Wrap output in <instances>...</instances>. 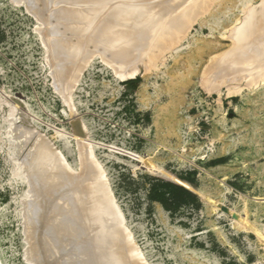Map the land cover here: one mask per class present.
<instances>
[{
	"label": "rangeland",
	"instance_id": "374dc122",
	"mask_svg": "<svg viewBox=\"0 0 264 264\" xmlns=\"http://www.w3.org/2000/svg\"><path fill=\"white\" fill-rule=\"evenodd\" d=\"M263 1L216 0L208 12L195 17L196 19L192 18L190 23L191 20L187 21L190 27L180 32L184 39L180 33L179 37L177 34L174 37L172 34H166L168 38L163 34L164 37L159 40L163 42L165 39L163 45H166L157 52L153 45L145 52L138 53L140 43L134 38L128 44L132 54L130 63L123 66L126 69L132 68H122L124 76H117L120 71L101 53L85 48L86 51H80L77 55L80 59L76 56L75 72L74 75L71 73L66 90L59 91L52 73L55 71L49 63L51 54L43 40L42 30L45 26L37 21L30 10L28 11L26 4L24 6L17 2L16 4L14 0H0V263L33 264L29 263L26 257L27 251L31 249L29 246H41L42 249L43 244H40L41 241L34 243V236L33 240H30L32 243L29 240L27 243L26 229L31 228L29 233L35 234V237L40 233H34V230L37 231L36 227L29 224V215L25 211L29 210L27 208L34 196H38L35 197L38 200L40 194L36 190L44 192L48 181L52 180V185L49 183L51 187L58 186H55V192L60 189L57 193L54 189L51 190L58 198L50 191L51 187L47 190L52 195L47 192H41V195L45 194L50 198L55 196L58 204L55 203L57 205L53 207L56 209L49 206L55 201L54 198L49 201V197L47 200L43 196L48 204L47 210L46 207L43 208L45 204L38 205L42 202L40 200L38 204L37 201L31 204L35 203L34 206L38 208L43 205L41 209L46 211L45 215L50 209L52 213L48 214L49 217H42L43 212L38 213L41 209L32 205L38 210L36 213L42 216L38 217L34 212V217H31L34 220L31 221H35V216L38 221H41L38 218H50L51 221L56 215H62L56 212H61L63 207L68 206L65 204L70 199L68 191L74 189L72 193L79 198L80 203L77 204V198L76 205L72 203L74 208L70 207L75 212L80 208L77 205L83 204L81 211L84 207L83 210L88 214L85 217L90 216L89 221L92 223H89L93 224H90L93 230H89V224H84L89 227L84 230V222L79 223L80 210L77 211L78 215L71 213L73 218L79 217V221L74 218L78 227L73 220H69L71 217L68 219L65 216V210H62L63 215L74 223L69 224L68 220H65V224L69 226L67 229L60 228L65 226L64 220L61 223L64 219L63 216L60 218L61 215L58 216L61 221L58 217L52 220L55 222L52 227V221L48 224L44 222L47 220L43 219L41 224H48L49 229L55 227L56 223L57 228L61 225L59 228L67 236L61 234L65 238L62 239L59 228L55 229L57 232L53 228V233L46 230L50 234H47L48 237L42 235L50 239L53 237L54 240H47L50 245L44 244V248L48 245V248L52 247V253L49 251L50 254H47L53 255L55 260L59 253L62 255L56 263L49 257L52 264H78L81 260L84 262L83 258H88L89 262L85 260L88 264L92 260L90 255L94 260L92 263L96 261L100 264V260L102 264H130L134 262L132 256L136 254L137 257L132 245L141 249L140 264H264V71L256 60L252 63L255 66L251 63V67L249 64L245 66L253 60L249 58L250 55H243V52L244 61L241 59L238 62L237 59L241 58L237 48L240 43L233 36L234 30L244 22L245 10L251 6L256 7ZM50 23L54 25L52 21ZM41 28V32H38ZM60 36L62 34L56 35ZM232 49L237 57L230 55ZM56 56H52L53 62H58L59 57ZM246 56L248 58L244 59ZM145 57L148 59L145 60ZM226 59L236 60L239 64L250 61L242 65L244 69L237 64L241 69L237 68L236 72L226 71L229 66H222L221 62ZM224 67L225 70L222 69ZM247 68L246 76L242 71ZM253 70L259 73H254ZM83 71L85 72L82 73ZM249 72L253 74L250 75ZM121 76L123 78H120ZM63 93L64 96L61 95ZM22 104L27 106L29 115L22 111ZM27 120H31L32 126ZM77 121L85 123L91 144L85 141L82 131L81 134L74 131L73 126L80 123ZM30 126H34L35 130ZM8 132H11V135ZM82 137L85 138L83 143ZM85 143L89 146L86 147ZM90 145L93 146V155L92 152L89 153ZM58 151L65 158V165L61 164L62 157ZM29 154H33V157ZM35 154L42 157L43 162H38L39 157L36 160ZM27 156H30L32 162H29ZM88 157L93 158L94 166ZM24 160L28 162L25 163ZM66 164L69 165L68 168L71 165L76 168L73 172L76 174H72L76 175L75 177L67 170ZM20 165L29 170V173L26 171L27 177L16 176L19 173L17 166ZM36 165L41 166L40 168L45 166V169L40 171L47 173H32L36 181L38 175L40 179L43 178L41 181L48 180L47 185L42 182L45 190L40 181L42 190L38 186L34 190V185H38V182L34 180L36 183L33 184V180L29 179L32 170H37L35 173H38ZM60 168H64V172L59 171ZM65 170L68 172L65 173ZM102 170L106 173L108 184L96 175H100ZM59 172L65 173L66 177L70 175L76 178L77 185L71 177L68 180L71 179L75 183L73 188L71 180L65 181L64 185L63 179L61 184L63 174L60 173V176ZM46 174H49L48 178ZM66 177L63 178L66 180ZM26 179L32 181L31 185ZM167 181H177L190 189L192 197H188L186 204L168 208L152 198L153 188ZM66 185L71 188H66ZM61 188L67 191L63 193ZM28 189L34 194L29 195L32 200L25 198ZM108 189L124 218L123 226L133 235L132 242L128 240L129 237L125 238V243L120 241V234H125V229L123 226V229H120L121 224L110 208V196L106 194ZM61 192L59 197L58 193ZM72 193L70 201L76 198ZM28 199L31 200L30 203L26 202ZM64 199L65 203L62 202ZM59 202L64 204L62 208ZM25 205L28 207L25 208ZM89 207L92 209L90 214L87 213ZM52 210L57 211L51 219L50 215L54 213ZM91 213L94 215L91 216ZM82 215H85L83 211ZM86 220L88 218L84 221ZM38 221L34 223L39 224ZM79 226H82L80 228L87 234L91 232V235L83 234ZM58 232L59 234L55 235ZM73 235L74 241L66 248L71 247L74 242L75 247L83 241L85 244L77 246L79 248L72 246L73 254L68 255L64 253L66 248L62 249L64 252L60 250L61 243L65 242L64 247L67 240H73ZM44 237L39 240L43 241ZM56 238H61L64 242L58 239L60 243ZM36 239L35 241H38ZM56 241L59 242L60 249ZM29 243L32 245L28 246ZM122 243L123 246L126 245L124 248L130 245L125 248L128 254L121 248ZM53 248L60 250L57 256L53 253ZM127 255H130L129 258L133 261H129ZM96 262L95 264H98Z\"/></svg>",
	"mask_w": 264,
	"mask_h": 264
},
{
	"label": "bare ground",
	"instance_id": "6f19581e",
	"mask_svg": "<svg viewBox=\"0 0 264 264\" xmlns=\"http://www.w3.org/2000/svg\"><path fill=\"white\" fill-rule=\"evenodd\" d=\"M215 1L216 0H14V2L16 3H19V4H21V5H24L25 6V4L27 5V7H28V11L30 10V12L38 19L37 21H39L40 22V24H42L43 26H45V31H44V29L42 30V28L41 29H38V32H41V30H42V33H43V40H44V43L46 44V47L48 46V51H50V54H51V56H50V58L51 59H49V63H50V66H51V68L55 71V72H52V73H54V75L53 76H55V81H56V85H57V90L59 89V91H63V90H66L65 88H66V86H67V83H68V81H69V77H71V73H73V72H75L74 71V67L76 68V59L78 58V59H80V57H78L77 55L80 53V51H86V49H88V50H90V51H97V53L99 54V53H101L108 61H110L111 63H113L115 66H116V68L120 71V74L118 73L117 74V76L118 75H122V76H124L123 74L124 73H122L121 72V69L122 68H124L123 66L124 65H127L128 63H130V60H131V56H132V54H131V50H130V47H128V44L131 42V41H133L134 40V38L136 39H138L139 40V43H140V46L138 47V53H143V52H145L148 48H151L153 45H154V49H155V52H157V51H159V50H161V47H163V46H165V45H163V43H164V41H165V39H163V42H160V40H159V38L160 37H162L163 36V34L164 35H166V34H170V36H171V34L173 35V37H174V35H178L177 37H179V34L178 33H180V32H182L183 30H185V28H189L190 27V22H192V18H195V17H197V16H199V15H201V14H204V13H206V12H208L209 10H210V8L214 5V3H215ZM16 3V4H17ZM30 4V5H29ZM238 4V3H237ZM29 5V6H28ZM249 6H251V5H249ZM202 16V15H201ZM196 19V18H195ZM50 20V21H49ZM189 20H191V21H189ZM52 21V23H54V25L52 24L51 25V22ZM187 21H189V23H187ZM244 22H243V24L240 26V24H239V26L240 27H237L235 30H234V35L233 36H235L238 40H239V47H237L238 48V52H239V54H241L240 55V57L241 58H239V59H237V58H235V59H237L238 60V62H239V60L241 61V59H242V61H244L243 60V56H242V52H243V55L244 54H248V55H250L251 57H249V58H251L253 61L252 62H249L248 60H246L245 62L247 63V62H249V63H247V64H245V66H247L248 64L250 65V63H251V65H252V63L256 60V61H258L259 62V66H260V68L262 69L263 68V71H264V1L260 4V5H258V6H256V7H248L246 10H245V19L243 20ZM241 22V21H240ZM187 24H189V26L187 25ZM51 25V26H50ZM188 27H187V26ZM48 27V30H46L47 29V27ZM53 26V27H52ZM235 26V25H234ZM51 30H50V29ZM47 31V32H46ZM186 31V30H185ZM41 33V34H42ZM58 34H62V36H60V37H56V35H58ZM181 34V33H180ZM184 34V33H183ZM167 36V35H166ZM184 36H185V34H184ZM164 37V36H163ZM176 37V38H177ZM181 37H183L182 36V34H181ZM167 38H168V36H167ZM166 38V39H167ZM176 38H175V40H176ZM162 39V38H161ZM183 39H184V37H183ZM178 40V39H177ZM179 40H180V38H179ZM232 40V39H231ZM174 41V40H173ZM170 42H171V40H170ZM237 42V41H236ZM235 43V42H234ZM236 45V44H235ZM166 47H168V46H166ZM86 48V49H85ZM236 48V47H235ZM237 48H236V50H237ZM47 49V48H46ZM164 49V48H163ZM167 49V48H166ZM53 50V51H52ZM149 50H151V49H149ZM233 51H231L229 54L230 55H234L235 56V54H233L235 51H234V49H232ZM154 51V50H153ZM152 51V52H153ZM168 51V50H167ZM154 52V53H155ZM229 52V51H228ZM237 52V51H236ZM246 52V53H245ZM249 52V53H248ZM53 53V54H52ZM148 53H149V51H148ZM154 53H152V54H154ZM82 54V53H81ZM80 54V55H81ZM95 54V53H94ZM97 54V55H98ZM150 54V53H149ZM239 54H238V56H239ZM53 55H57L56 57H59V58H57V60H58V62L57 61H54L53 62V60L52 59H54V57H52ZM79 55V56H80ZM136 55V54H135ZM146 55V54H145ZM144 55V56H145ZM148 55V54H147ZM160 55V54H159ZM225 55V54H224ZM227 55V54H226ZM225 55V56H226ZM76 56H77V58H76ZM96 56V55H95ZM101 56V55H100ZM102 56V57H103ZM144 56H143V58H144ZM155 56H156V54H155ZM228 57H229V55H227ZM226 56V57H227ZM233 56V57H234ZM55 57V58H56ZM148 57H149V55H148ZM148 57H147V59H148ZM224 57V56H223ZM222 57V58H223ZM235 57H237V56H235ZM82 58V57H81ZM150 58V57H149ZM222 58H221V60H222ZM245 58H248L247 56L246 57H244V59ZM86 59V58H85ZM88 59V58H87ZM90 59V58H89ZM146 59V57H145V60H147ZM151 59H153V57H151ZM150 59V60H151ZM224 59H225V57H224ZM231 59H233V58H231ZM52 60V61H51ZM56 60V59H55ZM82 60V59H81ZM93 60V59H92ZM144 60V59H143ZM220 60V59H219ZM90 61V60H89ZM244 62V63H245ZM78 63V62H77ZM86 63V62H85ZM133 63H136V62H133ZM242 63V62H241ZM244 63H242V64H239V63H237L236 62V60H232V61H230V59H226V60H224V61H222L221 62V64H222V66L223 65H227V69H226V71L227 70H231V71H236V70H238L237 68H239V70L241 69V67H242V69H244L243 67L244 66H242V65H244ZM255 63V62H254ZM64 64H66L65 66H64ZM81 64V63H80ZM79 64V65H80ZM237 64H239L238 66H237ZM58 65H63L64 67H62V66H58ZM133 65V64H132ZM135 65V64H134ZM137 65V64H136ZM248 65V66H249ZM251 65L249 66V67H251ZM78 66V65H77ZM82 66H84V65H82ZM131 66V65H130ZM129 66V67H130ZM222 66H220V67H222ZM252 66H255V65H252ZM114 67V66H113ZM126 67V66H125ZM59 68H60V70H59ZM78 68V67H77ZM85 68V67H84ZM115 68V67H114ZM131 68L132 67H130V68H128L127 67V69H130L131 70ZM258 68V70H260L259 69V67H257ZM83 69V68H82ZM125 70H127L126 68H124ZM222 69H224L225 70V67L224 68H222ZM245 69H246V67H245ZM256 69V68H255ZM254 69V70H255ZM52 70V71H53ZM84 70V69H83ZM85 70H86V68H85ZM129 70V71H130ZM214 70H215V68H214ZM224 70H222V71H224ZM254 70H253V72H254ZM133 71V70H132ZM226 71H224V72H226ZM245 71H248V68H247V70H244V71H242V72H244L243 74H245V73H247V72H245ZM256 71V70H255ZM263 71H261L260 70V72L262 73ZM85 71H83L82 73H84ZM118 72V71H117ZM124 72V71H123ZM128 72V71H127ZM127 72H125L126 74H127ZM134 73H135V71H133ZM237 72V71H236ZM239 72V71H238ZM241 72V71H240ZM241 72V73H242ZM253 72L252 73H250V75L251 74H253ZM129 73V72H128ZM134 73H131V74H134ZM214 73V72H213ZM220 73V72H219ZM223 73V72H222ZM230 73H232V72H230ZM254 73H259V71H257V72H254ZM116 74V73H115ZM130 74V73H129ZM217 74V73H216ZM235 74H237V73H235ZM73 75H74V73H73ZM83 75V74H82ZM238 75V74H237ZM241 75V74H240ZM246 76L248 75V74H245ZM249 75V76H250ZM81 76V75H80ZM120 77V78H123V77ZM127 76V75H126ZM129 76H131V75H129ZM226 76V75H225ZM236 76V75H235ZM239 76V75H238ZM82 77V76H81ZM255 77V76H254ZM219 78V77H218ZM54 79V78H53ZM217 79V78H216ZM223 79V78H222ZM79 80H80V77H79ZM54 81V82H55ZM214 81H216V80H214ZM78 83H79V81H77ZM77 83V84H78ZM55 84V83H54ZM212 84H214V83H212ZM55 87V86H54ZM215 87V86H214ZM68 88H70V87H68ZM72 89H74V88H72ZM73 91V90H72ZM69 94V93H68ZM61 95H63L64 96V93L63 94H61ZM66 95V94H65ZM67 97V96H66ZM65 97V98H66ZM68 98V97H67ZM69 98H71V97H69ZM71 100H72V98H71ZM71 102V101H70ZM72 102H73V100H72ZM16 105V104H15ZM73 106V105H72ZM16 107V106H15ZM22 111L24 112V114L25 113H27V106H25L24 104H22ZM16 110V109H15ZM74 111H75V109H74ZM73 111V112H74ZM76 112V111H75ZM19 113V112H18ZM17 113V114H18ZM23 114V115H24ZM28 115H29V113H27ZM26 114V115H27ZM18 115H20V114H18ZM26 115H25V119H26ZM28 117V116H27ZM24 119V118H23ZM29 120V119H28ZM27 120V121H28ZM29 122H30V124H31V120L30 121H28V124H29ZM77 122H80V123H78V125L77 126H75V127H77V128H75L74 126H73V128H74V131H79V133L81 134V132L80 131H82L83 132V134L85 135V138L87 139H85L84 137H82V143L83 142H85V141H88L90 144H91V142H90V140H89V135L87 134V127L85 126V123H83L82 121H77ZM77 122H75V123H77ZM29 124V125H30ZM22 125H24V124H22ZM28 125V126H29ZM25 126V125H24ZM31 126H32V124H31ZM30 126V127H31ZM21 127V126H20ZM19 127V128H20ZM19 128H18V130H19ZM23 128V127H22ZM24 128H26L27 129V127H24ZM23 128V129H24ZM31 128H33L34 130H35V128H34V126L33 127H31ZM17 128L15 127V130H16ZM30 128H28V130H29ZM21 130V129H20ZM38 130V129H37ZM36 130V131H37ZM10 131H11V129H10ZM25 131V130H24ZM23 131V132H24ZM39 131V130H38ZM37 131V132H38ZM13 132V131H12ZM37 132H36V134H37ZM9 133V132H8ZM11 133V132H10ZM9 133V135H11ZM16 133H18V132H16ZM20 133V132H19ZM22 133V132H21ZM29 133V132H28ZM42 134V133H41ZM74 134H75V132H74ZM82 134V135H83ZM16 135V134H15ZM22 136V135H21ZM27 136H29V135H27ZM35 136V135H34ZM40 136V135H39ZM44 136H45V134H44ZM75 136H76V134H75ZM30 137V136H29ZM32 137V136H31ZM80 138V137H79ZM85 139V141H83L84 139ZM36 140V139H35ZM48 141V140H47ZM34 142V141H33ZM39 142H41V141H39ZM81 142V141H80ZM24 143V142H23ZM38 143V142H37ZM51 143V142H50ZM87 143V142H86ZM85 143V144H86ZM36 144V143H35ZM41 145H43V143H40ZM39 144V145H40ZM49 144V143H48ZM55 144V143H54ZM41 145H40V149H41ZM50 145V144H49ZM84 145V144H83ZM87 145V144H86ZM53 146V145H52ZM89 146V144L86 146V147H88ZM51 147V146H50ZM35 148H36V146H35ZM35 148H33V149H35ZM53 148V147H52ZM89 149H91V150H89V153L90 152H92L91 154L93 155V146L92 145H90V148ZM38 150H39V148H38ZM85 150H86V148H85ZM31 152V151H30ZM84 152V151H83ZM82 152V153H83ZM58 153H60V151H58ZM20 154V153H19ZM49 154H50V152H49ZM30 155V154H29ZM36 155V154H35ZM46 155V154H45ZM56 155H57V153H56ZM84 155V154H83ZM91 155V157H93ZM31 156V155H30ZM29 156V157H30ZM58 156V155H57ZM28 157V156H27ZM27 157L25 158V159H27ZM28 157V158H29ZM31 157H33V154H32V156ZM36 157V160H37V157H39V155H36L35 156ZM60 157H62V158H64L63 156H61V153H60ZM40 158V157H39ZM38 158V162L39 161H41V160H43L42 159V157L39 159ZM52 158V157H51ZM61 158V164L62 165H65V163L63 164V162L65 161V158L64 159H62ZM89 158V157H88ZM30 159V158H29ZM35 159V158H34ZM33 159V160H34ZM60 159V158H59ZM93 159V158H92ZM92 159H90L89 158V161H90V163L92 164V162H93V160ZM31 160V161H30ZM29 160V162H32V159H30ZM58 160V159H57ZM36 161V163H38ZM24 162L26 163V162H28V160H24ZM35 162V161H34ZM41 162H43V161H41ZM40 162V163H41ZM84 162H85V160H84ZM94 162H96V161H94ZM25 163H23V164H25ZM40 163H38V164H40ZM28 164V163H27ZM33 164V163H32ZM35 164V163H34ZM33 164V165H34ZM37 164V165H38ZM60 164V167H62V165ZM88 164H89V162H88ZM95 164V163H94ZM28 165H30V163L28 164ZM36 165V166H37ZM41 165H42V163H41ZM57 165V164H56ZM95 165H97V163L95 164ZM86 166V165H85ZM88 166V165H87ZM92 166H94L93 164H92ZM98 166V165H97ZM18 167V171H19V173H18V171L16 172V173H18V174H16V176L17 177H23V176H26L27 177V174H26V171L27 170H25L24 168H23V166L22 165H20V166H17ZM35 167V166H34ZM41 166H37L36 167V169H38L39 171H38V173H35V171L37 172V170H35L34 172H33V170L32 169H30V170H32V172H31V175H32V173H34V175L36 174H39V172H40V174H43L44 173V171L42 170V172L40 171V169H45V166H42L43 168H40ZM48 167V166H47ZM64 167V166H63ZM66 167H67V170L70 172V174L72 175V174H76V173H73L74 171H75V167L73 166V165H71V167L70 168H68L69 167V165H67L66 164ZM31 168H33V167H31ZM55 168V167H54ZM86 168V167H85ZM98 168V167H97ZM46 169H49V168H46ZM56 169H58V168H56ZM62 169H64V168H60V170L59 171H62V172H64V170H62ZM66 169V168H65ZM99 170H101L102 168H98ZM67 170H65V173H67L68 171ZM99 170H98V173H99ZM67 171V172H66ZM28 173H29V170L27 171ZM62 172H59V174L60 173H62ZM85 172V171H84ZM95 172V171H94ZM45 173H47V172H45ZM44 173V174H45ZM65 173L62 175V174H60V176H61V180H60V183L62 182V180L64 181L63 182V184L65 183V181L66 182H68V181H70V180H68V178L69 177H71L70 175H69V177H66V175H65ZM96 173V172H95ZM98 173H96V175H98L99 176V178L100 177H102V179L103 180H105V184H108V180L106 179V173H105V171L104 170H102V171H100V175L98 174ZM29 175V174H28ZM34 175H32L31 176V178H29V179H31V180H33V184H35L36 182H38V185H37V183H36V185H34V190H36L38 187L42 190V185H44V184H42V182H47L48 180L46 179V177L48 178V176L47 175H49V174H46V177H44V179H46L45 181H41V179H43V178H41L40 179V177H39V175L37 176L38 177V181H36V177L34 176ZM95 175V176H96ZM30 176V175H29ZM44 176V175H43ZM42 175H41V177H43ZM66 177V180H65V178H63V177ZM73 177H75L74 175H72ZM95 176H93V177H95ZM34 177H35V179H34ZM73 177H71L72 178V180L73 179H75V181L77 180L76 178H73ZM25 178V177H24ZM50 178V177H49ZM29 179H26L27 181H29ZM40 179V180H39ZM97 179V178H96ZM101 179V181H103ZM36 182H35V181ZM50 180V179H49ZM68 180V181H67ZM72 180L70 181V182H72ZM99 181H100V179H98ZM39 181L41 182V184L42 185H40L39 184ZM52 181V180H51ZM51 181H48L49 183L51 182ZM74 181V180H73ZM32 183V181H29V183ZM47 182V183H48ZM53 182V181H52ZM51 182V183H52ZM79 182H80V180H79ZM31 183H30V185H31ZM47 183H46V185H47ZM48 183V185L46 186L47 188H46V190L47 189H49L48 187H51V185ZM55 183V182H54ZM62 184V183H61ZM70 184H72L71 185V187L73 188V184H75L74 182H72V183H70ZM70 184L68 183V185L70 186ZM80 184V183H79ZM87 184V183H86ZM93 184V183H92ZM40 185V186H39ZM50 185V186H49ZM53 185H55V184H53ZM65 185V184H64ZM76 185H77V181H76ZM75 185V186H76ZM85 185V184H84ZM38 186V187H37ZM55 186H57V185H55ZM55 186H53L54 188H55ZM67 186V185H66ZM65 186V187H66ZM74 186V187H75ZM89 186V185H88ZM87 186V187H88ZM37 187V188H36ZM70 187V188H71ZM86 187V188H87ZM90 187H91V185H90ZM98 186H96V188H97ZM45 188V185H44V187H43V189ZM54 188H52L51 187V189H50V191L52 190V189H54ZM57 188H58V186H57ZM66 188H68V186L66 187ZM70 188H68V189H70ZM77 188V187H76ZM75 188V189H76ZM80 188V187H79ZM93 188V187H92ZM95 188V187H94ZM95 188V189H96ZM106 188V187H105ZM107 188H109V187H107ZM30 189V188H29ZM29 189H28V191L26 192V196H25V198L26 197H28V198H30V196L29 195H31V196H34V194L32 193V191L31 190H33L32 189V187H31V190L29 191ZM63 188H61V191H63V193H64V191H67V189H64V190H62ZM39 190V189H38ZM38 190H36L37 191V193L39 192V194L41 195V192H43V190L40 192V191H38ZM45 190V189H44ZM44 191L43 193H45L46 194V192L48 193V190L47 191ZM59 191H60V189H58ZM58 190H56L57 192H59ZM74 189H72V191H73ZM36 191H35V193H36ZM49 191V192H50ZM72 191L70 192V190L68 191L69 193V195L68 196H70V197H68V198H70L71 199V193H72ZM75 191V190H74ZM74 191H73V193H74ZM51 192H53V191H51ZM54 192H55V189H54ZM53 192V194L54 195H56L55 193H57V192H55L54 193ZM42 193V194H43ZM67 193V192H66ZM65 193V194H66ZM72 193V194H73ZM79 193V192H78ZM105 193H106V190H105ZM110 193L112 194V192L110 191V189H108V191H107V193L106 194H108V196H110L109 198H110V200H109V198H108V196H107V198H108V200H109V205H110V208L112 209V212H114L115 213V217L116 218H118V220H119V224H121V226H120V229H123L122 228V226L124 225V218H123V216H122V214H121V212H120V210L118 209V207H117V205H116V203H115V199H114V197H112L111 195H110ZM45 194H43V195H41L42 196V199H41V196L39 195V198H38V200L35 198V197H38V196H34L33 198L34 199H36L35 201H33L34 199L33 198H30L31 200H32V202H35L36 203V201H37V204L40 202V201H42L41 203H39L38 205H40V204H45V206L43 207V205H41V208L43 207L44 209H45V207H46V209L45 210H47V207H48V204L46 203L47 201L45 200V199H47V197H49V199H51V200H49V199H47V200H49V201H53V200H55V201H53V203L51 202H49L48 201V203H50V204H52V205H50L49 204V206H51L50 208L52 209V207H53V205H55V203H57V195H56V197L57 198H55V196H51V198H50V196H45ZM59 194V197H60V194H62V192L61 193H58ZM65 194H63V195H65ZM106 194L103 196L104 198H105V196H106ZM35 195H37V194H35ZM48 195H52V194H49L48 193ZM63 195H61L62 197H64ZM66 195V196H67ZM75 194H73V196H74ZM43 196H45V199H44V197ZM92 196V195H91ZM54 199H53V198ZM74 197H76L75 199L72 197V199H74V200H71V201H73V202H71L70 201V199H69V201H70V203H69V201H68V198H67V203H65L66 202V200L65 201H62L63 203H65L66 205H68V206H65V207H63L62 208V206H64V204L63 205H61L62 203H60L61 202V200H60V202H59V205H60V208H62V210H65L64 212L67 214V215H65L68 219L71 217V219H69V220H75L76 218H77V220H78V218L79 217H76V216H74V218L72 217V214L74 213H76V215H80V213H81V215H80V217H81V219H79L80 220V222L79 223H81V222H84L83 223V225L84 224H91L92 222L91 221H89V217L87 216V218H88V220H86V221H84L85 219H87L85 216L86 215H88V214H86V210L84 211L83 209H84V207H82L83 209H82V211H83V213L85 214L84 216L82 215V211H81V205L83 206V204H80V205H77V206H80V208H79V210H76L77 209V206H75V212H73L74 210H72L73 208H74V203L75 202H77L76 201V199L78 198L77 196H74ZM66 198V197H65ZM44 199V200H43ZM53 199V200H52ZM61 199V198H60ZM92 199V198H91ZM31 200H29L28 199V201H26V202H28V203H30L31 202ZM40 200V201H39ZM62 200H63V198H62ZM102 200V199H101ZM30 201V202H29ZM39 201V202H38ZM43 201H44V203H43ZM46 201V202H45ZM84 201V200H83ZM24 202V201H23ZM31 202V203H32ZM90 202H91V200H90ZM28 203H26V204H28ZM30 203V205H29V208H27L28 207V205H27V207H26V205H25V208H27V209H29V210H27V211H25L26 212V214H28L29 215V219H28V222H30L29 224L30 225H32V224H34V226L36 227V232H35V230H34V233H37V234H39V236H37L38 237V239H36L37 237H35V234L33 235V234H31V233H29V232H31V228H28V227H26V228H28V230H30V231H28L27 229H26V231H25V238L28 236V238H26L27 239V243H28V240L30 241V240H33L32 238V236H34V240H33V242L35 243H39V241H41L40 242V244L42 245V249H41V246H40V248L38 247V245H36L38 248H36L34 245H32L31 243H29L28 244V246L29 245H32V246H29V248H31L30 250H28L27 251V255L28 256H26L27 257V259L30 261H28L29 263H33V264H47V261L49 260V257H51L50 258V260L51 259H54L53 257V255H50L49 256V254L50 253H52V251H50L51 249H52V247H50V248H48V246L50 245L49 244V241L50 240H52V238L50 239V238H47L50 234H48V233H53L52 232V230H53V228H54V231H56V230H58V228L61 226L60 224L61 223H63V220H64V224L63 225H65V226H61L60 228H62L63 229V227H65L64 229H67L68 227H67V225L65 224L66 222H65V220L67 221L68 219H66V217L63 215L64 214V212H62V210H61V212H56V211H54L55 209H56V207H53V208H55L54 210H52L54 213H53V215H50V217H51V219L53 218L52 216H55L54 214H55V212L56 213H58V214H60V213H62V215H61V219L64 217V219H62V222L60 223V219H59V217L58 216H60V215H56V217H58V220H60L59 221V227L57 228V223H56V225H55V227H53L52 229H49L50 228V226H48V224H50L51 223V221L54 219V218H56V217H54L51 221H50V218L48 219V218H38V219H40L41 221H38V220H36V217L37 216H35V223L38 221V222H40L38 225H39V227H38V225L37 224H35L34 222H32L31 220H34V218L33 219H31V217H34V212L36 213V211H38L37 209H41V208H38V206H34L35 205V203H34V205L33 204H31ZM73 203V204H72ZM80 202H79V198H78V203L77 204H79ZM96 203V202H95ZM23 204H25V203H23ZM58 204V203H57ZM56 204V205H57ZM70 204V205H69ZM72 204V205H71ZM86 204V203H85ZM102 204V203H101ZM35 207V208H37L36 210H35V208L33 207V206ZM55 205V206H56ZM75 205H76V203H75ZM87 205V204H86ZM85 205V207L87 208L88 206H86ZM70 206H72V207H70ZM85 208V209H86ZM51 209H50V211H47L48 212V214L51 212ZM35 210V211H34ZM44 210V211H45ZM49 210V209H48ZM58 210H59V208H58ZM71 210V211H70ZM88 210V209H87ZM92 211V209H90V207H89V211H87V213L89 212V214H90V212ZM43 211V209H41L38 213H42V215H44V216H42L41 214H38V213H36V215H38V217L41 215L42 217H49V215L47 214V215H45V213H46V211L44 212ZM77 211H79L78 212V214H77ZM25 212H24V210H23V215L25 214ZM73 212V213H72ZM94 212V211H93ZM52 213V212H51ZM50 213V214H51ZM72 213V214H71ZM92 214V213H91ZM95 214H97V213H95ZM94 215V213L91 215V216H93ZM40 216V217H41ZM63 216V217H62ZM82 216L85 218V219H83L82 218ZM73 218V219H72ZM46 219L47 221H44V220ZM57 219V218H56ZM83 219V221H81ZM49 220V221H48ZM67 221V223L69 222V224L71 223V224H74L75 223V221H74V223H72V222H70V221ZM78 220V221H79ZM92 220V219H91ZM42 221H44V222H46V223H48L47 225L43 222V224H41L42 223ZM54 221V220H53ZM52 221V223L53 224H50L51 225V227H52V225H54V223L55 222H53ZM56 221V220H55ZM78 221H76L77 223H78ZM109 221V220H108ZM32 222V223H31ZM86 222V223H85ZM89 222H91V223H89ZM24 223H25V221H24ZM29 224L27 225V226H29ZM41 224V225H40ZM68 224V225H69ZM82 224V223H81ZM80 224V225H81ZM109 224V223H108ZM75 225H76V223H75ZM78 225V224H77ZM76 225V227H78ZM91 225H93V224H91ZM91 225H90V228L89 227H87L88 225H84V230H87L88 228H89V230L91 231ZM25 226V225H24ZM70 226H72V225H70ZM32 227V226H31ZM34 227V228H35ZM49 227V228H48ZM67 227V228H66ZM80 227H82V226H79V228ZM86 227H87V229H86ZM124 227V226H123ZM33 228V227H32ZM33 228V229H34ZM37 228H39V229H37ZM57 228V229H56ZM59 228V230L58 231H61V229ZM79 228H77V229H79ZM111 228H113V227H111ZM56 229V230H55ZM80 229H82V231H83V228H80ZM119 229V230H120ZM124 229H125V234H120L121 235V238L123 239H121L119 236V234L117 235L118 237H119V240L122 242H124L125 243V238L126 237H129L130 239H128L129 241L132 239L133 240V235H132V233L129 231V229H127V228H125L124 227ZM49 230L50 232H48L47 233V231ZM76 230V229H75ZM88 230V231H89ZM92 230H93V228H92ZM116 230V229H115ZM114 230V231H115ZM118 230V231H119ZM45 231H46V233H45ZM65 231V230H64ZM77 231H80V230H77ZM87 231V232H88ZM118 231H117V233H118ZM120 231H123V230H120ZM119 231V232H120ZM57 232V231H56ZM62 233H60V235L61 234H64L63 233V230L61 231ZM74 232H76V231H74ZM79 233V232H78ZM86 232H84L83 231V234H85ZM91 233V232H90ZM89 232H88V234H90ZM26 234H27V236H26ZM36 234V235H37ZM47 234H48V236H47ZM55 234V233H54ZM54 234H52V236H54ZM59 234V232L57 233V234H55V235H58ZM81 235H83L82 233H80ZM87 234V233H86ZM85 234V235H86ZM87 234V235H88ZM41 235V236H40ZM42 235H46L47 237H44V236H42ZM65 235V236H64ZM63 236L64 237H67L66 236V234H64ZM91 235V234H90ZM93 235V234H92ZM116 235V234H115ZM62 236V235H61ZM63 236L61 237L62 239H65V238H63ZM75 235H73V237H74ZM102 236V235H101ZM113 236V235H112ZM42 237H44L43 238V241H45L44 243H43V241H42V239L41 240H39L40 238H42ZM58 237V236H57ZM60 237V236H59ZM69 237V236H68ZM109 237V236H108ZM118 237H116L117 238V240H118ZM61 238H56L57 239V241H59V240H62ZM70 238H71V236H70ZM69 238V239H70ZM110 238V237H109ZM35 239L36 240H38V241H35ZM54 239H55V237H54ZM59 239V240H58ZM74 239H75V237L73 238V240L71 241V239H70V241L71 242H68V240H67V242H66V244H65V246L63 247V244L65 243L63 240L61 241V242H64L63 244L61 243V245H62V248L60 249V245L57 243V241H56V243H57V245H59V249L60 250H62V249H64V248H66L67 246H70V244L74 241ZM127 239V238H126ZM47 240H49V241H47ZM128 240H126V241H128ZM132 240L130 241V242H132ZM53 242H54V240H52ZM51 242V241H50ZM49 244L48 246H46V248H48V249H46V248H44L43 246H44V244ZM69 245H68V244ZM84 243V241L83 242H81L80 244H78L77 246H79V247H81V244H83ZM75 244V242L72 244V246ZM85 244V243H84ZM132 245V244H131ZM51 246H53V245H51ZM69 247V248H71V249H69V248H66V250L64 249V253H67L68 255H70V253H72V250H73V247H75V246H73V247ZM76 246V247H77ZM124 246H126V245H124ZM124 246H123V243H122V247L121 248H124ZM130 246V245H129ZM129 246H127V247H129ZM132 246H134L133 248L134 249H132V250H134V251H136L137 252V257H136V254L134 255L133 253V255L134 256H132V259L134 260V262H132V263H130V264H140L141 263V257H142V252H141V249H140V247L139 246H136L135 247V245H132ZM75 247V248H76ZM79 247H77V248H79ZM127 247H125V248H127ZM43 248H44V250H43ZM74 248V249H75ZM86 248V247H85ZM123 249V251H125L127 254H128V252H127V249ZM131 248V247H130ZM46 249V250H45ZM54 249V248H53ZM56 249V248H55ZM54 249V254H55V256H57L58 255V252H60V250L58 251V249L57 250H55ZM27 250V249H26ZM131 250V251H132ZM45 251H47L46 253H45ZM49 251H50V253H49ZM61 251V252H62ZM128 251H129V249H128ZM26 252V251H25ZM57 252V253H56ZM125 252L123 253L124 255H125ZM133 252V251H132ZM47 253H49V254H47ZM64 253H62V254H64ZM122 253V252H121ZM129 253H130V251H129ZM73 254V253H72ZM123 254H122V256H123ZM90 255V254H89ZM88 255V256H89ZM130 255H131V253H130ZM129 255V256H130ZM53 256V257H52ZM59 256H61L62 257V255H61V253H59V255L56 257L57 259L54 261L55 263L57 262V261H59L58 260V258H60ZM87 256V257H88ZM128 256V255H127ZM129 256H128V260L129 261H133V260H131L130 258H131V256H130V258H129ZM90 258H92V260H91V264H95V262H93L92 263V261H94L93 260V257H91V255H90ZM90 258H89V260H90ZM87 259V260H86ZM101 259V258H100ZM114 259V258H113ZM122 259H123V257H122ZM127 259H125V260H127ZM49 260V261H50ZM65 259H63V261H64ZM85 260L86 261H88V258H83V261L85 262ZM99 260V259H98ZM127 260V261H128ZM52 261V260H51ZM49 262V264L51 263H53V262ZM82 261V260H81ZM79 262L78 264H83L84 262ZM126 261V262H127ZM89 262V261H88ZM99 262H100V264H102L101 263V261L99 260ZM102 262H103V259H102ZM106 262V261H105ZM104 262V263H105ZM109 262H111V261H109ZM90 263H88V264H90ZM96 263H98V262H96ZM115 263V262H114ZM120 263V262H119ZM1 264V263H0ZM77 264V263H76ZM85 264H86V262H85ZM99 264V263H98ZM129 264V263H128Z\"/></svg>",
	"mask_w": 264,
	"mask_h": 264
},
{
	"label": "trees",
	"instance_id": "16d2710c",
	"mask_svg": "<svg viewBox=\"0 0 264 264\" xmlns=\"http://www.w3.org/2000/svg\"><path fill=\"white\" fill-rule=\"evenodd\" d=\"M189 188L177 181H167L156 185L152 190V198L165 206L177 207L187 203L188 197H192Z\"/></svg>",
	"mask_w": 264,
	"mask_h": 264
}]
</instances>
